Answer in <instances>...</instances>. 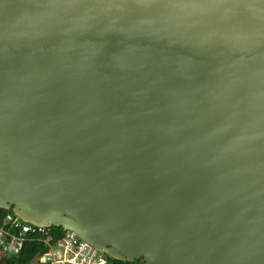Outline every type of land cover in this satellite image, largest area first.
Segmentation results:
<instances>
[{"label": "water", "instance_id": "1", "mask_svg": "<svg viewBox=\"0 0 264 264\" xmlns=\"http://www.w3.org/2000/svg\"><path fill=\"white\" fill-rule=\"evenodd\" d=\"M0 207L123 261L264 264V0H0Z\"/></svg>", "mask_w": 264, "mask_h": 264}, {"label": "trees", "instance_id": "2", "mask_svg": "<svg viewBox=\"0 0 264 264\" xmlns=\"http://www.w3.org/2000/svg\"><path fill=\"white\" fill-rule=\"evenodd\" d=\"M24 223L12 212V209L0 207V229L9 234L18 235L21 232L20 226L15 224ZM66 230L58 226L45 227L42 233H25L23 240L16 241L13 249H8L7 244L10 237L0 242V264H45L41 257L48 251L49 245H55L60 241ZM104 264H144L141 259L123 261L109 257L104 254Z\"/></svg>", "mask_w": 264, "mask_h": 264}, {"label": "built area", "instance_id": "3", "mask_svg": "<svg viewBox=\"0 0 264 264\" xmlns=\"http://www.w3.org/2000/svg\"><path fill=\"white\" fill-rule=\"evenodd\" d=\"M15 225L21 228L18 235L9 234L0 229V242H3L7 236L10 237L7 244L8 249H13L16 241L23 240L25 233H42L45 230L44 226L33 225L28 222H17ZM44 241L49 247L48 251L41 257V261L45 264H95L93 260L105 261L103 252L90 247L69 230H66L63 238L55 245H49L48 241Z\"/></svg>", "mask_w": 264, "mask_h": 264}, {"label": "rangeland", "instance_id": "4", "mask_svg": "<svg viewBox=\"0 0 264 264\" xmlns=\"http://www.w3.org/2000/svg\"><path fill=\"white\" fill-rule=\"evenodd\" d=\"M93 262H95V263H99L100 261H97V260H93Z\"/></svg>", "mask_w": 264, "mask_h": 264}]
</instances>
